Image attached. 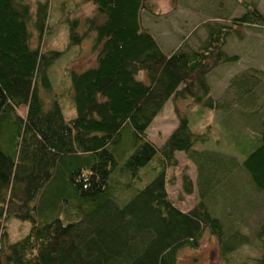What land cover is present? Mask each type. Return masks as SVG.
Returning <instances> with one entry per match:
<instances>
[{
  "label": "trees",
  "instance_id": "trees-1",
  "mask_svg": "<svg viewBox=\"0 0 264 264\" xmlns=\"http://www.w3.org/2000/svg\"><path fill=\"white\" fill-rule=\"evenodd\" d=\"M87 1L94 14L68 21L69 38L75 45L90 39L95 62L70 71L76 115L66 119L60 97L46 101L43 95H57L51 94L48 72L62 54L42 47L51 33L49 0H37L34 7L25 0H0V264H182L179 252L197 250L206 232L218 240L225 264H264V223L253 241L242 233L229 239L212 209L215 171L230 175L237 165L233 156L195 150L196 143L207 142V133L193 131L177 107V124L161 147L146 134L169 99L218 107L207 75L239 59L223 51L227 37L240 36V25L264 26V15L244 4L246 12L229 24H209L201 47L166 53L141 24V12L153 14L154 3ZM249 77L242 73L231 85L249 93ZM21 107L24 116L17 111ZM126 140L129 147L123 148ZM177 152L198 164L203 184L199 201L188 210L168 191L166 168L178 166ZM156 156L162 169L141 189L132 187ZM122 157L127 159L121 167ZM239 164L264 192V122L259 144ZM181 180L184 194H193L190 176L184 173ZM122 190L126 197L119 196ZM12 217L31 224L14 242L7 228ZM251 242L256 256L236 259L235 250Z\"/></svg>",
  "mask_w": 264,
  "mask_h": 264
},
{
  "label": "rangeland",
  "instance_id": "rangeland-1",
  "mask_svg": "<svg viewBox=\"0 0 264 264\" xmlns=\"http://www.w3.org/2000/svg\"><path fill=\"white\" fill-rule=\"evenodd\" d=\"M33 7L37 0H25ZM155 4V12H141V24L155 37L162 50L172 51L176 45L186 49L201 47L208 35L209 24H229L246 12L244 4H252L264 15V0H149ZM50 14L48 25L50 34L44 37L42 47L47 50L62 51L49 68L48 76L52 85L51 94L43 92L46 101L51 97L62 101L66 119L76 115L71 98L70 76L72 70L82 71L95 62L92 41L82 40L75 45L70 42L68 21L78 19L80 22L94 14L95 7L87 0H49ZM241 36L235 33L227 37L223 51L228 55H237L234 62L220 64L208 75L207 81L211 94L217 101V108L211 110L195 103L192 99H169L161 112L153 119L146 130L148 139L156 147H161L177 124L175 108L187 115L190 127L196 132H206L207 142H198L195 150H215L233 156L237 161L230 175L215 171L219 179L218 186L212 189L216 195L212 209L220 219L226 238L237 233L246 234L251 241L260 222L264 223V192L257 191L249 175L241 168L240 162L245 155L259 144V135L264 122V26L244 24L237 27ZM82 28L79 29V34ZM39 40L32 37V46ZM184 48V49H185ZM250 75L251 91L244 93L243 87H234L231 81L238 75ZM140 78L144 74L140 73ZM177 105V106H176ZM21 116L26 108L17 109ZM128 140L123 148H128ZM177 167H167L166 172L171 181L168 185L170 197L183 210L190 209L199 201L198 164L189 159L183 152H177ZM127 158H120V166ZM158 167L155 171L154 168ZM159 157H155L139 172L132 187L141 189L162 169ZM186 173L195 182V191L186 195L182 188V176ZM119 174V173H118ZM151 176V177H150ZM150 177V178H149ZM121 179L122 175L120 176ZM149 178V179H148ZM148 179V180H147ZM143 180V181H142ZM147 180V181H146ZM145 181V182H144ZM256 188V189H255ZM127 191L122 190L119 196L126 197ZM214 215V214H213ZM214 215V216H215ZM9 240L17 241L24 237L31 228L29 221H21L15 217L7 220ZM235 258L243 261L257 254L255 244H243L233 253ZM182 264H225L222 250L216 237L206 232L197 250L184 248L179 252ZM252 262V263H251ZM249 264H256L250 261Z\"/></svg>",
  "mask_w": 264,
  "mask_h": 264
},
{
  "label": "crops",
  "instance_id": "crops-1",
  "mask_svg": "<svg viewBox=\"0 0 264 264\" xmlns=\"http://www.w3.org/2000/svg\"><path fill=\"white\" fill-rule=\"evenodd\" d=\"M152 35H153V33H152ZM180 46H181V45H176V46L172 49V51H170V52H168V53H171V52L175 51V50L178 49ZM161 48H162V47H161Z\"/></svg>",
  "mask_w": 264,
  "mask_h": 264
}]
</instances>
